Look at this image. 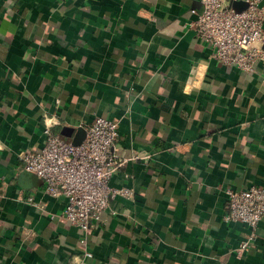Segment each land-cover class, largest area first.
I'll return each instance as SVG.
<instances>
[{
  "label": "crops",
  "instance_id": "1",
  "mask_svg": "<svg viewBox=\"0 0 264 264\" xmlns=\"http://www.w3.org/2000/svg\"><path fill=\"white\" fill-rule=\"evenodd\" d=\"M201 10L0 0V264H264V218L240 252L250 228L224 220L227 189L264 185V65L216 60L185 25ZM97 116L118 122L122 156L147 159L111 177L128 193L83 243L60 218L66 196L45 194L21 155L43 145L45 123L58 134Z\"/></svg>",
  "mask_w": 264,
  "mask_h": 264
},
{
  "label": "built area",
  "instance_id": "2",
  "mask_svg": "<svg viewBox=\"0 0 264 264\" xmlns=\"http://www.w3.org/2000/svg\"><path fill=\"white\" fill-rule=\"evenodd\" d=\"M236 1L201 0L202 10L185 25L212 47V56L220 63L253 73L264 65L263 0H242L246 6L241 10L233 6ZM84 129V139L73 144L60 140L50 124L45 123L43 145L21 155L22 168L43 181L45 194L66 196L60 218L81 231L83 243L93 222H106V212L116 214L109 207L111 198L128 193L127 189L111 187V177L127 161L147 159L138 154L125 157L119 153L115 146L118 122L113 119L97 116ZM225 193L228 209L224 220L242 222L250 228L238 248L240 252L249 247L264 218V185L227 189Z\"/></svg>",
  "mask_w": 264,
  "mask_h": 264
},
{
  "label": "water",
  "instance_id": "3",
  "mask_svg": "<svg viewBox=\"0 0 264 264\" xmlns=\"http://www.w3.org/2000/svg\"><path fill=\"white\" fill-rule=\"evenodd\" d=\"M246 4H244V7ZM243 9V8H241ZM238 8V10H241ZM60 140L64 142H71L73 144H79L85 137V129L83 127L73 128V127H63L58 133ZM70 138L72 140H70Z\"/></svg>",
  "mask_w": 264,
  "mask_h": 264
}]
</instances>
